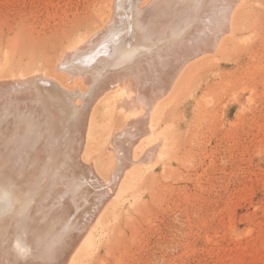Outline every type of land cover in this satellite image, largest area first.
I'll return each mask as SVG.
<instances>
[{
  "label": "rangeland",
  "instance_id": "obj_1",
  "mask_svg": "<svg viewBox=\"0 0 264 264\" xmlns=\"http://www.w3.org/2000/svg\"><path fill=\"white\" fill-rule=\"evenodd\" d=\"M161 3L164 0H142L125 12L113 0H0V79L38 71L36 94L52 115L43 125L38 117L31 122L29 105L13 102L11 108L0 107L2 138L25 139V145L32 148L28 158L34 162L29 161L34 174L24 180L36 184L38 164L44 172L40 176H54L57 170L49 163L51 155L57 163L63 162L66 146L62 147L74 131L71 121L82 112L79 125L83 127L84 117L88 118V141L78 151L81 134L77 135L68 148L74 155L72 166L68 160L63 162L66 173L61 176L66 182L61 180L56 195L62 200L66 192L73 211L68 207L60 212L54 227L68 231L73 220L80 221L74 217L81 209L79 196L92 198L96 183L116 171L115 152L125 153L129 141L124 132L129 116L117 105L109 107L106 93L97 97L90 79L84 80L87 75L90 78L95 65L97 71L102 70V57L92 54L111 34L132 35V49L141 58L154 56L163 44L178 40L191 19L176 16L174 9L171 27L169 21L155 32L153 23L161 18ZM234 8L230 24L215 30L221 45L215 56L206 52L189 61L154 111V129L169 125L165 146L157 151H164L163 159L155 156L153 167L144 175L135 166L127 169L119 184L124 203L116 198L107 202L95 224L103 233L97 251L89 256L84 246L79 247L70 264H264V0H241ZM189 14L192 18L194 11ZM226 32L230 35L225 36ZM81 40L84 43L79 46ZM81 57L90 64L85 67ZM45 125L51 127V134L44 132ZM145 148L143 141L137 143L134 154L139 156ZM83 161L88 162L86 166ZM91 171L96 182L89 177ZM74 187L79 189L77 194ZM17 261L26 264L30 258Z\"/></svg>",
  "mask_w": 264,
  "mask_h": 264
},
{
  "label": "bare ground",
  "instance_id": "obj_2",
  "mask_svg": "<svg viewBox=\"0 0 264 264\" xmlns=\"http://www.w3.org/2000/svg\"><path fill=\"white\" fill-rule=\"evenodd\" d=\"M141 1L140 0H113V3L115 6H117L118 8L126 12L129 10L132 4H137V3H140ZM146 1L147 0H145V2ZM239 2H241V0ZM239 2L238 0H164V4L161 3L164 6L162 7L160 5V7L162 8L161 18H159L160 16L158 17L157 15L154 16V17L159 18L157 19L155 23H153L155 24V32L160 30L161 26L163 29V25L165 23H169V21H170V25L169 24L167 25L171 27V21L174 19L175 15L180 16V17L183 16L185 18L191 19L190 22H188L190 23L189 28L186 31H184V33L181 36H179L180 38L178 40L172 43L170 42V43L163 44L164 45L163 48H161V50L156 51L154 56L145 55V57L141 58L132 49L135 45L134 43L135 40L133 41L134 37H132V35L123 34V33H119L115 35L111 34L109 35V39L106 42H104L97 50L93 52L92 57L97 56L98 59L102 57L101 60L103 61V66L102 64L100 65L102 66V70L97 71L95 69L96 67L95 65L91 71L92 75L90 76V78H87L88 77L87 75L86 76L87 79L85 78L84 80L88 81V79H90V81L92 82L91 90L97 92L96 94L97 97H99V94L101 95L102 93H106V96L109 97V101H110V104L108 105L109 107H112L113 105H117L119 108H121L124 111V113H126L129 116L128 117L130 118V120L128 119L129 123L126 124L128 125V128L124 130V132H126V137L129 138V141L126 147V152L124 151L125 153L119 154L117 153V151L115 152V157H116L115 158V168H116L115 170L116 171L113 172L112 175L109 176L108 179L104 178V180L102 181L103 179L102 178L101 181L96 183V186L93 189L94 191L92 190L93 191V195H91L92 198L86 194L83 196V198L79 196V200H78L79 202L77 204L78 206L81 207V209L77 211L75 216L74 215L73 216L75 217V219H77V217L79 216L80 221L78 220L79 222H75L73 220L72 224L70 223V226H69L70 229H68V231L66 229L63 230V228L60 226L54 227L53 225L57 224L56 219L59 218L58 214L60 212H62L63 214L66 211H68L69 208H71L70 212L72 213L73 204L70 202L71 199H69V196L66 194V192L64 194V192L62 191L63 192L62 194H64V199L61 198L62 200H59V198L57 199L56 195L58 196L59 194L58 191L61 188L60 187L61 180L62 182L64 181L66 182V180H63L61 176L66 173L65 164L63 162L68 160L69 165L71 164L70 166H72V163L70 161H72L74 155L71 156L70 150L68 148L71 149L74 143L75 137L77 135L81 134L79 136V139L76 142L77 147H79V149L77 148L78 151L81 149V146L85 143L87 139L88 118L84 117L86 121L85 120L83 121L85 122V125L83 127H80L79 125L81 117H82V112H80V115H78L74 120L71 121L72 125H74V128H73L74 131L73 133L66 136L67 140L65 139L66 142L62 147L64 149L66 146L65 148L66 150H63V155H64L63 162L57 163L58 161L56 162L55 156L51 155L52 160L49 163L51 165L54 164V168L57 170V172L55 171L54 176L47 175L45 177L40 176L41 174H44V172L41 173L42 172L40 170L41 166H38L39 165L38 164L36 166L37 173L35 175H36V180L39 184L36 182V184H34L33 186L29 183V181L27 182L24 180L25 177H28L31 173H33L31 172L32 170L30 168L31 167L30 165L33 164L34 162L32 163V159L30 161L28 158L29 153L30 154L32 153L31 152L32 148L30 149L25 145V139L19 142L17 138L18 136H16L17 138L16 140L12 138L11 136L10 137L6 136V138L3 136L4 138H2V134L0 135V176H1L0 178V264H17L18 262L17 260L21 261L27 258H30V261H27L26 264H70L73 259L74 252L77 250V248L82 247V246L85 247L87 254L89 256H93L95 254L99 246V243L102 239V236H103V233H101L95 228V224L99 219L100 211L103 209L104 205L107 202H110L113 198H116L118 199V202L121 205L124 203V200H123L124 198L122 196L121 197L119 196V194H121L119 190V184L121 180L124 178L127 172V169L131 166H135L139 172V175H144L153 167L154 157L156 156V160H158L162 158V153L164 154V151L162 153L160 151L159 152L157 151L159 148H164L165 146V141L167 138L166 134L169 129V125L165 124L160 129H154L153 115H154V111L157 105L163 98H165L170 93L175 83V80L177 79L178 75L181 73L182 69L186 66V64L190 63L189 61L197 57H198L197 59H199V56L204 53L207 54L206 52L212 55V57L215 56V52L217 50L216 48L219 45L218 43L220 41L219 40L220 33H215V30L219 28L220 25L221 26L226 25L233 20V17H231V13L235 9L234 6H236L237 3L239 6ZM140 5L142 6L143 4H140ZM138 8H139L138 10H140V7ZM174 9H176L177 11V12L175 11L176 13L175 15L172 14L173 13L172 10ZM191 10L194 11V15L192 18H190L191 13L189 14ZM139 12H141V10ZM153 13H156V12H153ZM158 15L160 14L158 13ZM144 16L145 15H143L142 18ZM131 17H132V14H131ZM230 17H231V20H230ZM144 20H146V18ZM177 26H178L177 28H179L182 25L180 24V26L179 25ZM149 28L151 27L148 26V29ZM170 31H173V30H170ZM178 31L179 30H177V32ZM227 33L230 35L229 32H226V35L224 33L223 34L227 36ZM101 34H102V31L99 34V36ZM139 39L141 40V38ZM221 39L223 40V38ZM82 40L79 41L78 43L79 46H81L82 43H84V41L82 42ZM222 42H220V44H222ZM72 48H73L72 46L71 48H68L67 50L68 56L72 54ZM77 49L79 48L77 47ZM96 58H94L95 61H96ZM81 60H83V65H85V67L89 65L91 62V61L86 62L85 61L86 59L84 57L83 58L81 57ZM194 60H192V62ZM72 71L74 74H76L74 70ZM40 72L42 71H39V73ZM37 75H38V71H33L31 74H28V75L17 73L16 75H12L5 80L0 79V107L2 109H6L7 107H10L13 102H17V103L19 102L21 104H24L23 106L29 105V107L27 108H30V111H31V113L29 114V117L32 118L31 122L34 119L36 120V118L38 117V119H41V123H43L44 125L49 122L52 115L48 111V109H46L47 106L44 107V105L41 104V102L39 101V97L36 94L37 88L35 86L36 83H35L34 78H36ZM46 76L47 75H44V77ZM84 83L86 87V82ZM55 104H56V101H55ZM19 111L21 110L19 109ZM24 114L25 112L23 113V115ZM70 115L72 116L74 114H70ZM88 116L89 115H87V117ZM8 119L6 118V121ZM22 120H25V119H22ZM43 127H44V132L48 133V135L49 133L51 134V132L53 131L51 130V127L47 125ZM15 129H16V124H15ZM23 130L25 131L26 129H23ZM17 132L19 135V131ZM13 136L15 137V135ZM141 141H143L146 144V148L144 149L143 153H141L139 156H136L134 154V148H135V145ZM34 146H37V144H35ZM48 150L50 151L51 149H48ZM78 156H80L79 152H78ZM42 157H43V154H42ZM46 157L48 156H45L43 159H45ZM79 158L80 157H78V159ZM33 160L35 159L33 158ZM29 161L31 162V164L29 163ZM46 161H47V158L45 162ZM86 163H85V166H86ZM59 165L61 166V168H58ZM77 168H79V165ZM87 168H85L86 171L88 170ZM73 169L75 170V168ZM85 169H81V170H85ZM2 170H5L7 173L3 172L4 173L3 174L1 172ZM71 174H73V172H71ZM94 176H95V173L91 171L89 174V177H91V179L94 178V181H95L96 178ZM89 177L87 178L90 179ZM32 178H35V176ZM45 179L46 181L48 180L47 181L48 183L45 181V183L47 184H45L44 186L43 185L44 183H43L42 184L43 186L41 187L40 182L41 183L44 182ZM75 182L78 184L79 181L77 182L76 180ZM84 182L83 183L81 182V183L84 184ZM27 184H30V186H32L31 189H29ZM79 185L76 186V188L80 187ZM69 187L70 186H68V188ZM33 188H36L39 191L37 192V190ZM80 188L82 190V185ZM77 190L79 191V189ZM77 190L76 192H74L73 190V192L77 194L78 193ZM84 193H85V190H84ZM130 196H132V198L134 199L135 197H137L131 194ZM49 206L50 207L52 206V210L48 209ZM63 206H65L64 208L65 210L62 208ZM73 216L72 218H74ZM14 239L16 240L14 241ZM20 243H22V245ZM19 263L20 262H18V264Z\"/></svg>",
  "mask_w": 264,
  "mask_h": 264
}]
</instances>
